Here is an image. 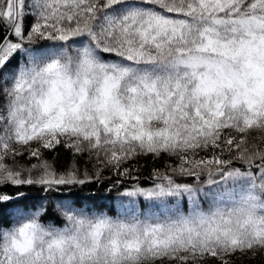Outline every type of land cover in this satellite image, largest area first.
Masks as SVG:
<instances>
[{
  "label": "snow or ice",
  "instance_id": "obj_1",
  "mask_svg": "<svg viewBox=\"0 0 264 264\" xmlns=\"http://www.w3.org/2000/svg\"><path fill=\"white\" fill-rule=\"evenodd\" d=\"M57 145L94 158L95 176L58 171L40 151ZM22 149L37 162L19 165ZM141 156L179 163L145 185L126 167ZM108 168L135 181L108 189L127 198L116 215L73 194ZM5 186L0 264L264 253V0H0Z\"/></svg>",
  "mask_w": 264,
  "mask_h": 264
},
{
  "label": "trees",
  "instance_id": "obj_2",
  "mask_svg": "<svg viewBox=\"0 0 264 264\" xmlns=\"http://www.w3.org/2000/svg\"><path fill=\"white\" fill-rule=\"evenodd\" d=\"M32 147H39V145L33 143ZM25 155L17 157V163L24 165L25 167L30 166L31 163H36L35 159L29 160L27 155V149H22ZM44 159L53 163L58 171H63L69 165H75L83 173L87 170L89 176H95L97 171V161L85 155L74 156L73 152L63 145H57L52 149L40 148ZM209 155L211 153H208ZM203 155V153H202ZM11 163V161H9ZM179 163L176 157L164 156L161 159H153L151 156H141L131 161L126 167L132 168V176L138 178L141 184L147 185L150 183V176L153 169L163 170L167 164ZM235 166L240 167L239 161L236 162ZM120 179L124 182V186H131L135 181L127 179L125 177H117L113 174L110 168L104 169L102 172L100 182L86 183L82 188L73 189V194L82 203L95 206L97 209L107 212L110 215H116L127 208V198H121L117 194V190L113 189L111 192L108 191L112 184ZM123 189H120L122 191ZM17 189L12 187H0V192L15 195ZM19 191L24 192L31 201H38L40 197L44 195L39 189L32 188H21ZM123 200V203H122ZM236 264H264V253H248L243 258H237Z\"/></svg>",
  "mask_w": 264,
  "mask_h": 264
}]
</instances>
